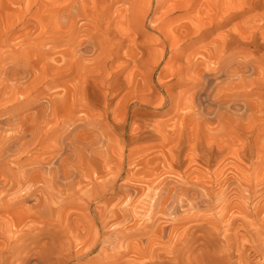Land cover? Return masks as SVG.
Here are the masks:
<instances>
[{"label": "rangeland", "instance_id": "1", "mask_svg": "<svg viewBox=\"0 0 264 264\" xmlns=\"http://www.w3.org/2000/svg\"><path fill=\"white\" fill-rule=\"evenodd\" d=\"M9 2L17 49L25 32L32 41L30 114L50 102L57 108L20 141L30 140L24 168L40 171L41 142L54 155L60 137L93 143L105 132L96 159L87 151L71 162L65 152L66 169L78 168V187L64 196L74 197L64 213L91 219L83 198L97 192L100 173L115 172L114 193L91 197L92 211L105 201L116 210L140 206L145 194L168 207L181 194L187 204L203 186L217 191L223 183L228 197L214 207L235 210L254 190L252 204L264 202V0L154 1L146 20L140 8L147 0ZM204 74L214 80L209 89ZM9 166L0 161V174Z\"/></svg>", "mask_w": 264, "mask_h": 264}, {"label": "bare ground", "instance_id": "2", "mask_svg": "<svg viewBox=\"0 0 264 264\" xmlns=\"http://www.w3.org/2000/svg\"><path fill=\"white\" fill-rule=\"evenodd\" d=\"M154 1L164 0H147L140 8L143 20L149 16ZM11 2L0 0V161L8 166L14 164L17 169L9 166L7 173L0 174V264H264V217L253 222L244 218L264 213V202L252 204L255 190L242 194L243 205L235 210L229 205H213L228 197V186L223 183L217 191L203 186L187 204H182L181 194L168 201L170 207L166 203L158 205V200L145 194L140 206L116 210L105 201L104 206L92 211L91 197L102 199L114 193L120 176L119 172L100 173L97 192L88 190V200L83 198L91 219L85 212L79 216L78 212H63L74 200L73 196H64L78 187V168L71 165L66 169L65 152L69 151L67 159L71 162L87 151L96 159L101 153L96 143L102 142L105 132L93 143L67 144L60 137L52 145L58 150L54 155L41 142V152L47 155L39 161L40 171L30 175L24 168L29 155L23 154L31 153L30 140L20 141L31 128L38 130V121H45L49 110L57 108L50 102L45 112L30 114L32 41L25 32L24 44L18 50L10 37L17 28ZM39 50L43 55L46 52ZM80 51L87 50L82 47ZM204 75L209 89L214 80L211 74ZM23 101L26 102L21 105ZM148 189L153 192L151 186ZM74 195H78V188ZM142 209L150 214L142 216ZM128 217L132 220L130 226L124 220ZM78 241L82 247L74 250L73 244L78 245Z\"/></svg>", "mask_w": 264, "mask_h": 264}]
</instances>
